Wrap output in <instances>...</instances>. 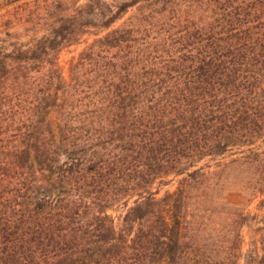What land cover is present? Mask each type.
Instances as JSON below:
<instances>
[{
  "label": "trees",
  "instance_id": "trees-1",
  "mask_svg": "<svg viewBox=\"0 0 264 264\" xmlns=\"http://www.w3.org/2000/svg\"><path fill=\"white\" fill-rule=\"evenodd\" d=\"M241 259L264 264V0H0V264Z\"/></svg>",
  "mask_w": 264,
  "mask_h": 264
},
{
  "label": "rangeland",
  "instance_id": "rangeland-1",
  "mask_svg": "<svg viewBox=\"0 0 264 264\" xmlns=\"http://www.w3.org/2000/svg\"><path fill=\"white\" fill-rule=\"evenodd\" d=\"M68 57V53L67 52H63L61 55L62 61L65 60ZM245 233V241H247L248 237H247V229L244 230ZM247 247V243H244L242 250L244 251L245 248ZM240 264H242V259L240 260Z\"/></svg>",
  "mask_w": 264,
  "mask_h": 264
}]
</instances>
